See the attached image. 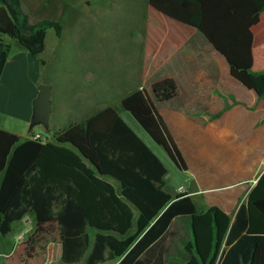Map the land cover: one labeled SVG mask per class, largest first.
Returning <instances> with one entry per match:
<instances>
[{
    "label": "trees",
    "instance_id": "16d2710c",
    "mask_svg": "<svg viewBox=\"0 0 264 264\" xmlns=\"http://www.w3.org/2000/svg\"><path fill=\"white\" fill-rule=\"evenodd\" d=\"M148 3L199 31L224 57L230 76L264 104V70H252V27L259 22L264 0ZM47 28L60 37L58 21L30 24L19 0H0V78L10 54L2 37L16 40L36 57L45 48ZM150 90L166 101L176 96L177 85L165 77ZM121 104L184 169L147 91L137 89ZM166 173L112 106L69 124L51 141L21 139L0 128V235L29 214L35 224L56 223L64 264H149L148 248L167 233L170 239L181 237L184 264H264V172L233 219L218 206L198 208L187 193L173 196L165 190ZM182 228L186 236L178 232Z\"/></svg>",
    "mask_w": 264,
    "mask_h": 264
},
{
    "label": "crops",
    "instance_id": "0c3cea01",
    "mask_svg": "<svg viewBox=\"0 0 264 264\" xmlns=\"http://www.w3.org/2000/svg\"><path fill=\"white\" fill-rule=\"evenodd\" d=\"M41 2L42 0H19L20 8L26 14L28 21L30 19V24L46 19L51 20L48 15L38 12ZM145 2L146 9L160 14V17L170 21V25L154 27L152 25V22L156 21L154 15L147 14L141 17L140 24L134 29L136 39L132 38L140 44L137 62L144 63L146 55L163 54L164 58L171 59L178 68L177 72L179 71L178 76L172 74L171 77L176 82L177 93L170 100H157L150 90L153 82L145 87L138 78L135 85L126 89L120 96V106L125 96L144 88L185 165V168L181 169L183 180L174 191L166 184L167 170L164 177L165 190L173 196L187 193L202 210L209 206H218L233 219L236 210L242 202L246 201L249 192L264 172L263 101L255 92L245 88L230 76L224 57L199 31L161 14L148 3V0ZM263 31L264 10L261 12L259 22L252 27L253 71L260 67L258 64L262 65L260 61L264 60ZM45 50L46 42L43 52ZM38 63L37 58L31 56L19 43L11 49L0 78V114L20 119L24 122V128L19 131L0 128L16 134L21 139L40 135L43 141H51L59 130L66 127L57 122L53 103L51 102L47 125L35 124L37 128L33 129L35 125H31L32 102L37 96L38 89L30 97L32 101L28 98L22 99V90L27 86L26 71L31 69L35 72ZM263 70L261 69L260 72ZM90 74L88 82L97 77L93 72ZM99 80H101L100 77ZM237 83L239 85L235 87ZM235 90H238L241 95L236 94ZM106 106L114 107L108 100L104 103L99 102L92 111L89 106V111L84 112L86 107L81 105L77 108L80 114L71 118L72 121H76L69 124L83 122ZM117 112L164 164L156 149L152 148L138 132L137 125L123 116L119 110ZM27 128L28 135H24V130ZM42 132L46 134L43 135ZM111 181L116 184L113 180ZM27 216L17 221L15 230L18 233V239L21 238L23 243L26 240H32L37 230L33 219ZM171 229L170 227L168 232ZM178 232L182 233V230ZM6 244L8 245V242L5 239L1 241L4 248ZM13 247L15 248L16 245L0 250V256H2L0 258L4 260L2 264L24 263L26 253H16ZM182 248L181 237L170 239L167 233L165 238L148 248L146 259L149 264H184L181 259ZM55 249L57 260H59L61 245ZM48 256L47 254L49 259L50 256ZM109 262L115 263V261H108L102 264Z\"/></svg>",
    "mask_w": 264,
    "mask_h": 264
},
{
    "label": "rangeland",
    "instance_id": "374dc122",
    "mask_svg": "<svg viewBox=\"0 0 264 264\" xmlns=\"http://www.w3.org/2000/svg\"><path fill=\"white\" fill-rule=\"evenodd\" d=\"M145 1L42 0L38 12L48 15L51 20L58 21L62 27V34L58 38L53 28H47L46 50L36 56L39 63L35 72L31 69L26 71L27 86L22 90V99L28 98L32 101L30 97L37 90L38 85H49L50 101L56 111L55 117L62 126L76 121H72L71 118L80 114L77 108L81 105L82 107L85 105L84 112H88L89 106L92 111L99 102L104 103L109 100L123 116L137 125L141 136L156 149L168 170L166 184L174 191L183 180L182 170L119 103L122 93L132 88L138 78L147 87L161 78L179 74L174 62L164 58L163 54L146 55L144 63L137 62L140 44L134 40L136 39L134 29L140 24L141 17L147 14L154 15L153 17L156 18V21L152 22L154 27L170 25V21L160 17V14L146 9ZM2 39L10 45V51L18 43L7 36H3ZM262 44L264 46V41ZM260 63L262 65L258 64L260 67L254 69V72L264 69V60ZM90 72L97 77L88 82ZM238 85L237 83L235 87ZM235 91L236 94L241 95L238 90ZM0 127L19 131L23 130L24 122L7 114H0ZM36 128V125L33 126V129ZM24 131V135H28V128ZM42 134L45 135L46 132ZM27 215L28 218L31 217ZM17 223L13 225L14 228L8 235H0V250L16 245L15 248L13 247L16 253H26L23 264H64L57 260L55 247L60 246V241L55 222L37 223V230L32 240H23L24 243L21 242V238L18 239V233L15 231ZM182 233H186L183 228ZM4 239L8 242L5 248L1 245ZM47 254L50 256V261H47L49 260ZM2 262L4 260L0 258V264Z\"/></svg>",
    "mask_w": 264,
    "mask_h": 264
},
{
    "label": "water",
    "instance_id": "95a60500",
    "mask_svg": "<svg viewBox=\"0 0 264 264\" xmlns=\"http://www.w3.org/2000/svg\"><path fill=\"white\" fill-rule=\"evenodd\" d=\"M37 89V96L32 102L33 113L31 117V125H47L51 111L50 86L46 84H40L38 85Z\"/></svg>",
    "mask_w": 264,
    "mask_h": 264
},
{
    "label": "built area",
    "instance_id": "2783aa9c",
    "mask_svg": "<svg viewBox=\"0 0 264 264\" xmlns=\"http://www.w3.org/2000/svg\"><path fill=\"white\" fill-rule=\"evenodd\" d=\"M31 138H32V139H39V138H40V135H32Z\"/></svg>",
    "mask_w": 264,
    "mask_h": 264
}]
</instances>
